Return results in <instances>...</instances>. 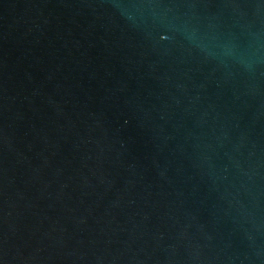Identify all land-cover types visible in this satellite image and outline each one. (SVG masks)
<instances>
[{
	"label": "water",
	"instance_id": "obj_1",
	"mask_svg": "<svg viewBox=\"0 0 264 264\" xmlns=\"http://www.w3.org/2000/svg\"><path fill=\"white\" fill-rule=\"evenodd\" d=\"M0 264H264V0H0Z\"/></svg>",
	"mask_w": 264,
	"mask_h": 264
}]
</instances>
